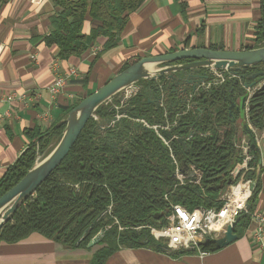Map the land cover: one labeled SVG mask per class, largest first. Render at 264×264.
Wrapping results in <instances>:
<instances>
[{
  "label": "trees",
  "instance_id": "obj_1",
  "mask_svg": "<svg viewBox=\"0 0 264 264\" xmlns=\"http://www.w3.org/2000/svg\"><path fill=\"white\" fill-rule=\"evenodd\" d=\"M49 1L55 13L50 19V31L42 41L45 46L57 49L56 57L60 60L82 56L99 38L104 39L100 53L115 48L129 16L145 2ZM258 1L259 19L254 27L253 48L264 47V0ZM5 2L0 0V5ZM87 19L97 24L88 34H84L83 26ZM139 59L127 61L122 70ZM258 71L264 73V63L239 75L247 77ZM138 87L139 92L129 99L124 108L127 117L141 118L149 125L175 123L172 134L177 138L172 147L183 171L185 184L177 186L168 149L153 130H129L131 138L124 148L113 149L99 137L95 129L96 121L90 118L61 164L18 207L11 221L0 229V243L14 244L36 233L67 248H86L92 238L103 231L104 235L94 246L98 249L89 264H104L120 247L148 246L159 250L158 245L164 246L152 238L150 228L165 225L170 205H181L188 211L221 207L219 198L228 186L229 170L240 161L232 145L238 126L231 120L228 110L231 103L243 95L241 87L235 85L234 81L212 87L203 96L193 97L188 109V104H177L176 95L169 91L163 97V106L150 103L160 98L153 82L141 81ZM83 98L63 108L61 117L46 129L36 128L26 132L29 140L27 147L0 178V196L17 184L36 161L46 157L57 145L64 126L52 128ZM118 104V98L114 97L101 105L94 115L99 120L111 119L115 115L113 107ZM250 104L256 106L248 111L249 120L254 128L261 130L264 128V96L251 98ZM231 113L233 118H238L239 113L234 108ZM120 124L123 132L127 131L126 125H130L127 119ZM240 132L241 137L248 135L244 130ZM189 135L191 138L185 145L178 142L181 137L186 139ZM249 136L248 154L251 159L248 165L251 170L244 177L254 182V189L247 202V211L241 213L240 220L233 228V233L237 235L250 221L258 190L255 169L259 163V153L254 138ZM188 180L196 183H188ZM222 183H225L223 189H217ZM198 249L214 253L221 248L216 240L206 239L198 245ZM174 253L176 256L192 251Z\"/></svg>",
  "mask_w": 264,
  "mask_h": 264
},
{
  "label": "crops",
  "instance_id": "obj_2",
  "mask_svg": "<svg viewBox=\"0 0 264 264\" xmlns=\"http://www.w3.org/2000/svg\"><path fill=\"white\" fill-rule=\"evenodd\" d=\"M54 13L49 0H6L0 5V178L27 147V131L49 127L63 108L103 86L127 61L180 49L253 48L259 1L145 0L129 16L115 48L100 53L104 39L99 38L85 54L66 60L58 59L57 49L42 41ZM96 24L87 19L83 33ZM73 69L63 94L53 98L49 89L56 73L63 78ZM44 114L48 119L40 121ZM255 143L258 190L251 214H264V128L255 130ZM255 227L250 215L235 241L204 256L120 247L104 264H264V232L255 239ZM97 249L67 248L34 233L14 244L1 242L0 264H89Z\"/></svg>",
  "mask_w": 264,
  "mask_h": 264
},
{
  "label": "water",
  "instance_id": "obj_3",
  "mask_svg": "<svg viewBox=\"0 0 264 264\" xmlns=\"http://www.w3.org/2000/svg\"><path fill=\"white\" fill-rule=\"evenodd\" d=\"M262 63H264V47L241 51L191 48L140 58L137 62L117 73L96 91L84 97L52 128L54 130L64 126L57 145L46 157L36 161L17 184L0 196V229L11 221L18 207L30 198L50 173L61 164L90 118L96 121L95 129L99 132V137H102L105 144L113 149L119 148L122 150L124 148L125 143L131 138V135L128 134L129 130L149 129L141 123L140 120L143 119L128 118L124 110L129 99L137 95L140 89L132 91L128 98H124L122 106L119 108L113 107L115 115L111 119L99 120L94 115L101 105L109 102L112 98L117 97L119 102L126 90L133 89L141 81L155 83V92L160 95L158 97H165L169 91L171 94L176 95L177 104L185 105L193 97L203 96L206 93L203 85L211 81L210 71L219 72L222 77H233L229 81H234L235 85H239L243 95L238 96L236 101L231 103L228 110L229 116L232 121L237 123L240 130H244L254 138V134L247 124V120H249L247 114L256 106L250 104L251 98L264 96V73L262 71L253 72L247 77L239 74ZM149 90L151 91V89ZM231 92L232 90H230V94ZM190 96L192 97L189 98ZM158 101L155 99L150 103L159 105ZM232 108L239 113L237 119L232 117ZM197 110L199 109L197 108ZM125 119L129 121L130 125H126L127 131L123 132L124 128L120 122ZM147 125L149 124L147 123ZM163 134L164 136L169 135L168 132H163ZM245 140L247 141V138ZM178 142L185 145V138L181 137ZM254 145L256 146V143ZM234 167L229 170V173L232 172ZM237 176L238 173L234 178H237ZM232 182L233 178L231 177L226 181V184L230 185ZM224 185L225 183H222L217 189H223ZM239 220L238 217L235 222L227 226L223 236L216 239L218 247L224 248L237 239V235L233 233V228ZM103 235L104 232L100 231L92 238L88 247L98 245ZM158 249L165 251L166 248L158 245ZM191 251H194V249H191Z\"/></svg>",
  "mask_w": 264,
  "mask_h": 264
},
{
  "label": "built area",
  "instance_id": "obj_4",
  "mask_svg": "<svg viewBox=\"0 0 264 264\" xmlns=\"http://www.w3.org/2000/svg\"><path fill=\"white\" fill-rule=\"evenodd\" d=\"M97 50L94 49V52ZM211 72V81L205 83L203 87L205 91H208L212 87H220L224 85L233 77H222V74L215 71ZM75 75V70H71L69 75L61 78L55 75L52 85L50 86L49 92L53 98L59 97L63 94L66 87V80ZM139 90L138 86L133 89L125 91L123 98L119 101L116 108H119L124 104V98H128L132 91ZM190 96L189 98H191ZM70 101L73 97H69ZM72 99V100H71ZM163 97L158 101L159 106H163ZM189 108V104H188ZM47 115H42L40 121H46ZM146 127L153 130L157 135L162 144L168 149L169 157L172 160L174 166V179L177 186L185 184V177L183 171L179 167V163L173 151L172 144L176 140L177 136L172 134V128L175 123H165L164 125H147L146 121L140 120ZM249 128L254 134L255 140V128L252 124L247 121ZM163 132H168V136H164ZM191 135L185 139V142L190 140ZM245 165H243L244 167ZM244 172H246L244 170ZM244 172L240 174L239 178L233 177V182L228 185L225 190L221 193L219 200L222 202L220 208H209V209H193L188 211L181 205H170L169 211L166 215L165 225L159 228H150V235L156 242H160L164 245L165 252H177L181 250H191L198 252L200 256H204L207 253L201 252L198 249V245L206 239H219L223 236L228 225L236 221L241 213L246 212V205L249 198L252 195L254 189V182L251 179L244 177ZM232 176H235V171L231 172ZM188 183H196L194 180H188ZM251 220L254 221L255 239L264 232V214L255 213L251 214Z\"/></svg>",
  "mask_w": 264,
  "mask_h": 264
},
{
  "label": "flooded vegetation",
  "instance_id": "obj_5",
  "mask_svg": "<svg viewBox=\"0 0 264 264\" xmlns=\"http://www.w3.org/2000/svg\"><path fill=\"white\" fill-rule=\"evenodd\" d=\"M205 92H207V91H205ZM188 104H190V102L188 103ZM187 109H188V105H187ZM247 117H248V114H247ZM249 118V117H248ZM250 124H252L251 123V121L250 120H247ZM237 125V124H236ZM253 125V124H252ZM237 135L233 138V140H232V145H233V148L235 149V151H236V153H237V155H238V158H240V161L239 162H237L236 164H235V167H234V169L232 170V171H235V175L238 173V174H241V173H243L244 172V170L246 171V172H248L249 170H251V168L249 167V162H250V159H251V157H250V155L248 154V150H249V147H248V145H249V142H250V136L249 135H246V134H244L242 137H241V132H240V128H239V126L237 127ZM251 137H253L252 135H251ZM247 138V141L245 140ZM243 165H245L244 167H243ZM241 169H242V171H241ZM246 172H244V174L246 173ZM230 178L232 177H234V176H232L231 175V173H230Z\"/></svg>",
  "mask_w": 264,
  "mask_h": 264
},
{
  "label": "rangeland",
  "instance_id": "obj_6",
  "mask_svg": "<svg viewBox=\"0 0 264 264\" xmlns=\"http://www.w3.org/2000/svg\"><path fill=\"white\" fill-rule=\"evenodd\" d=\"M79 98V97H78Z\"/></svg>",
  "mask_w": 264,
  "mask_h": 264
}]
</instances>
